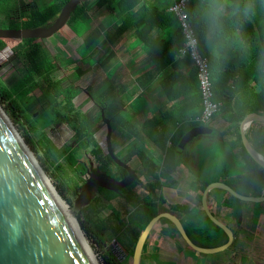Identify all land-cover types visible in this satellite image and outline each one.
Returning <instances> with one entry per match:
<instances>
[{"label": "trees", "instance_id": "1", "mask_svg": "<svg viewBox=\"0 0 264 264\" xmlns=\"http://www.w3.org/2000/svg\"><path fill=\"white\" fill-rule=\"evenodd\" d=\"M40 1L42 3L0 0V23L8 24L9 29L47 27L70 0ZM173 1L162 0L160 5H154L150 0H89L78 5L64 27L69 28L80 39L74 49L79 57L76 60L78 65L66 80L53 81L51 78L58 64L62 65L67 59L63 51L54 49L51 52L35 39H0V59H18L22 61L23 69L17 82L9 89L0 80V102L5 100L14 105L15 101L11 99L13 93L19 100H25L27 109L38 110V115L33 119L37 126H43V129L58 124L70 126L74 133V145L63 146L62 154L79 178L88 169L86 160L80 157L81 151H87L89 156L101 161L99 169L116 180L125 174V170L118 167L107 154L105 139L99 142L95 137L103 128L101 110L110 122L113 146L117 142L116 136L119 135L123 142H128L133 135L130 133V120L123 116L118 107L116 87L108 84V77L103 78V82L97 76L107 68L111 60L122 56V46L119 44L125 35L129 34L137 46H143L149 52L154 69L159 70L161 65L173 66L175 62L189 66V86L195 91L199 103L195 70L188 55L180 54L184 39L175 17L167 11ZM94 15L97 16L93 19ZM187 17L195 34L197 51L207 61L212 100L222 110L228 108L232 112L228 122L232 124L241 144L240 122L248 114H264V0H187ZM171 26L174 27L173 33L168 34L166 27ZM158 29L163 31L158 36L160 38H153V32ZM98 47L103 48L104 54L109 53L102 55ZM91 78L92 86L97 85L95 92L87 91L93 100V107L88 112L81 113L74 108L73 102L81 95L79 86L88 83ZM64 82L68 84L64 86ZM234 90L243 94L239 99L236 97L232 106L230 103L236 95ZM7 112L5 113L11 118L14 117L10 110ZM149 128L147 124L145 131ZM171 134L168 131L166 138L150 141L162 155L158 169L145 156H139L143 165L150 164L145 167L146 172L138 173L143 194L137 191L140 186L138 182L123 188L120 193L104 189L97 191L102 196V202H106V206L111 209L108 219L114 224L112 228L115 241L118 243L119 236L129 239L127 247H121L127 256H132L135 243L157 214L187 212V208L180 205L165 208L160 194L161 188L174 180L175 171L180 164L176 150L181 138H168ZM248 138L254 149L264 156V126L252 123ZM241 148L245 175L237 179L238 189L241 191L237 193L245 197H259L264 190V171L242 146ZM133 150L139 152L138 144L134 143ZM120 155L119 158L126 161L132 156L129 151L127 154L120 152ZM114 199H122L124 202L114 208ZM205 220L208 227L189 219L193 231H188V225L181 222L193 243L207 247L206 244L218 242L220 236L225 239L218 227L207 218ZM162 221L178 234L169 221ZM236 222L240 224V214L236 217ZM78 226L84 235L95 233L99 237L98 241L103 242L102 237L107 230L105 223H93V232L83 223ZM149 241L150 236L144 247V255ZM224 251L227 254L233 252L230 249ZM232 256L234 258L235 254L230 255ZM126 258L119 262L109 250L105 254L104 263L129 264Z\"/></svg>", "mask_w": 264, "mask_h": 264}, {"label": "crops", "instance_id": "2", "mask_svg": "<svg viewBox=\"0 0 264 264\" xmlns=\"http://www.w3.org/2000/svg\"><path fill=\"white\" fill-rule=\"evenodd\" d=\"M28 1L36 3L40 0ZM150 3L160 5L162 0H150ZM96 16L94 15L93 19ZM173 30V26L166 27L168 34H172ZM162 32L161 29L155 30L152 34L153 38H157ZM119 46H122V56L118 58L116 56L97 76L102 80L108 77V84L116 87L118 107L123 116L130 120V133L133 134L130 141L123 142V139L118 135L115 137L116 145L113 146L112 143V146L116 153L124 151L127 154L129 151L132 154L127 161H124L138 174L146 172L145 167H149L150 164H154L157 169L160 167L162 155L150 142L151 139L166 138L168 131L172 133L168 138L179 137L182 139L186 133L200 126L194 123V118L199 113L200 103L197 102L195 91L191 90L189 86V66L185 67L184 64L175 62L173 66L161 65L159 70L154 69L151 65L149 52L143 46H137L129 34L123 37ZM102 50V47H98V51L102 55L109 53L104 54ZM96 86L93 85V92H95ZM234 92L236 95L230 103L232 106L236 97L239 99L243 94L237 90ZM81 94H85L87 97L89 95L87 92L84 93V90ZM230 115L232 112L228 108L222 110L219 105L212 119L207 125H204L212 132L197 134L181 152L176 150L180 164L175 171L174 180L161 188L160 194L164 199L165 208L175 205L187 208L186 213L176 211L173 215L188 225V231H193L192 225L188 222L189 219L194 222L199 221L204 227H208L201 206V198L209 184L227 185L229 182L236 184L237 179L245 175V168L241 160L243 144L242 140V145L239 143L232 124L228 122ZM147 124L150 128L145 131ZM261 124L264 126V123ZM251 125L252 123L246 129V138L249 143L248 131ZM134 143L138 144L139 152L133 150ZM250 145L253 147L251 143ZM140 155L145 156L150 164L145 165L144 163L143 165ZM217 193V190H214L207 196L208 209L220 224L232 231L233 242L227 249L233 251L230 252L235 254L234 258L230 257L232 254H227L224 250L212 254L197 252L187 246L174 229L160 220L151 231L149 247L144 255L143 264H241L242 260L246 259L240 250L243 237L253 239L257 236L241 228L242 208L239 204L244 203L238 202L234 198V200H227L226 197H219ZM261 194H264V190ZM260 208L264 211V203ZM238 214H240V224L236 222ZM263 217L261 215L260 218L264 221ZM223 239L220 236L218 242L205 246L221 245L225 242L226 237Z\"/></svg>", "mask_w": 264, "mask_h": 264}, {"label": "water", "instance_id": "3", "mask_svg": "<svg viewBox=\"0 0 264 264\" xmlns=\"http://www.w3.org/2000/svg\"><path fill=\"white\" fill-rule=\"evenodd\" d=\"M86 1L89 0L68 1L47 27L0 30V39L48 40L67 26L75 8ZM90 102L93 103L91 98ZM6 116L0 108V264H95L42 168ZM101 120V131L106 133L104 139L107 154L127 175L116 180L101 171L94 165V158H90L76 204L89 203L99 189L120 193L132 182L139 181L130 165L117 157L111 142L112 128L102 110ZM256 121L264 123V115L248 114L241 122L240 135L244 149L264 171V157L246 138V129ZM211 132L206 126L193 128L180 140L177 151L181 152L195 135ZM214 190L224 192L243 203H264V194L245 197L223 184H209L201 198L202 210L206 218L223 232L225 242L214 247L198 246L187 236L176 216L163 212L149 221L135 243L131 264H143L146 242L156 223L163 219L169 221L185 244L197 252L212 254L227 249L233 242V233L211 215L207 205V196ZM75 223L79 229L76 220ZM109 250L119 262H123L127 256L116 241H113Z\"/></svg>", "mask_w": 264, "mask_h": 264}, {"label": "rangeland", "instance_id": "4", "mask_svg": "<svg viewBox=\"0 0 264 264\" xmlns=\"http://www.w3.org/2000/svg\"><path fill=\"white\" fill-rule=\"evenodd\" d=\"M38 3H42V1H38ZM38 6L40 7L42 5ZM9 28L10 26L8 24L0 23V30H7ZM68 29L69 28H64L52 38L40 41L42 45L51 52H53L54 49H58L63 51L67 57L62 65L58 64L57 70H55V73L51 76L53 81L66 80L71 75L73 68L78 65L76 60H78L79 57L74 53V49L80 39L75 37ZM76 31H78V29ZM22 70V61L12 59L11 57L9 59H0V80L8 89L17 82L22 74ZM92 79L93 78H91L88 83L80 85L79 87L81 90H85L86 92L88 90L91 91L93 87ZM67 84L68 82H64V86ZM11 99H14V105H10V102L4 100L3 103L0 102V107L4 113L10 110L14 115V117L11 118L5 113L14 129L38 162L39 167L46 173L56 190L62 196L63 202L68 205L67 207H70L69 209H71L70 211L77 224L83 223L84 226L86 225L92 232L93 223L100 224L103 222L106 224L107 230L102 237L103 242L101 243L98 241L99 237H97L95 233L86 236L80 230L88 245L90 253L96 260V264H105V254L108 253L109 247L112 245L113 241H115V233L112 228L114 224L111 223V221L109 222L108 219L111 209L106 206V202H102V196L98 192L95 193V196L89 203L76 204L80 188L84 184V177L81 176L79 178L62 154L63 146L74 145V133L71 127L66 124H58L57 126L43 129V126H37L33 120L38 115L37 109H27V107H25V100H19L13 93ZM73 104L74 108L81 113H86L93 107V104L85 94H81L77 97ZM105 134L104 130L95 134L97 141H102ZM80 157L85 159L87 164L89 159L92 158V156L88 155L87 151H81ZM118 157H121L120 153H118ZM93 158L94 165L100 167L102 162L95 157ZM225 186L229 188L232 187L234 191L236 190L239 193L241 192L238 189L237 182L236 184L229 182ZM137 191L143 194L141 187H138ZM217 192L219 197L223 196L226 197L227 200H230L224 192ZM122 202H124L122 199H114L112 200V206L118 208ZM239 205H241L242 208L241 228L257 236L253 239L245 238V236L243 237V244L240 250L242 256H245L246 259L244 258L241 264H264V221L260 218L261 215L264 216V211L260 208L261 204L241 203ZM206 225H208L207 222ZM128 242L129 239H125L123 236L118 237V243L120 244L118 245L120 247L126 248ZM239 245H241V243H239ZM126 259L128 263L131 264V256H127Z\"/></svg>", "mask_w": 264, "mask_h": 264}, {"label": "built area", "instance_id": "5", "mask_svg": "<svg viewBox=\"0 0 264 264\" xmlns=\"http://www.w3.org/2000/svg\"><path fill=\"white\" fill-rule=\"evenodd\" d=\"M168 12L175 17L184 39L183 47L180 49L181 56L188 55L195 70L197 82L200 113L194 118V123L200 126L207 125L218 110V103L212 100L211 86L208 79L207 61L197 51V42L194 37L187 17V0H174L169 6Z\"/></svg>", "mask_w": 264, "mask_h": 264}, {"label": "bare ground", "instance_id": "6", "mask_svg": "<svg viewBox=\"0 0 264 264\" xmlns=\"http://www.w3.org/2000/svg\"><path fill=\"white\" fill-rule=\"evenodd\" d=\"M1 108V107H0ZM1 110H2V108H1ZM3 111V110H2ZM3 113H4V111H3ZM5 114V113H4ZM5 116H6V114H5ZM7 117V116H6ZM8 118V117H7ZM9 120V119H8ZM37 162V161H36ZM44 172V171H43ZM45 173V172H44ZM45 175H46V173H45ZM46 177H47V175H46ZM47 179L49 180V182H50V184L52 185L51 187H52V189L54 190V192H55V194H56V196L58 197V199H59V201L61 202V204H62V206L64 207V209H65V211L67 212V214H68V216H69V218L71 219V221H72V223L74 224V226H75V228L77 229V231H78V233H79V235H80V238H81V240L83 241V243H84V245L86 246V248H87V250H88V252L90 253V250H89V248H88V245H87V243H86V241H85V239H84V237H83V235H82V232L80 231V229H78V227H77V225H76V223H75V220H74V218H73V215H72V213H71V209H69L70 207H67L68 205L67 204H65L63 201V198H62V196L59 194V192L56 190V188L54 187V185L52 184V182L50 181V179L47 177ZM90 255H91V257L93 258V256H92V254L90 253ZM93 260H94V263L96 264V260L93 258Z\"/></svg>", "mask_w": 264, "mask_h": 264}, {"label": "flooded vegetation", "instance_id": "7", "mask_svg": "<svg viewBox=\"0 0 264 264\" xmlns=\"http://www.w3.org/2000/svg\"><path fill=\"white\" fill-rule=\"evenodd\" d=\"M127 175V173H126V171H125V174L122 176V178H124L125 176ZM138 175V174H137ZM139 177V176H138ZM121 178V179H122ZM116 179V178H115ZM121 179H117V180H121ZM134 182H138L139 184H140V186L139 187H142V182H141V180L139 179V181H134ZM134 182H132V183H134ZM142 189V188H141ZM263 255H264V253H263Z\"/></svg>", "mask_w": 264, "mask_h": 264}]
</instances>
